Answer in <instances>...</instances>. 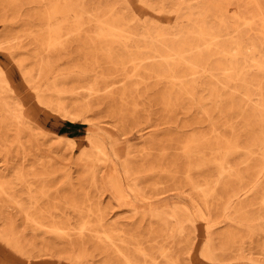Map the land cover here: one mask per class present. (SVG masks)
Masks as SVG:
<instances>
[{"label": "rangeland", "instance_id": "374dc122", "mask_svg": "<svg viewBox=\"0 0 264 264\" xmlns=\"http://www.w3.org/2000/svg\"><path fill=\"white\" fill-rule=\"evenodd\" d=\"M0 264H264V0H0Z\"/></svg>", "mask_w": 264, "mask_h": 264}, {"label": "bare ground", "instance_id": "6f19581e", "mask_svg": "<svg viewBox=\"0 0 264 264\" xmlns=\"http://www.w3.org/2000/svg\"><path fill=\"white\" fill-rule=\"evenodd\" d=\"M260 11V10H259ZM84 12V11H83ZM262 14V13H261ZM103 35V34H102ZM175 45V44H174ZM164 49H166V48H164ZM178 50V49H177ZM198 51V50H197ZM177 56V55H176ZM162 59H164V58H162ZM168 59V58H167ZM181 59V58H180ZM164 60H166V59H164ZM254 60V59H253ZM245 61V60H244ZM173 62V61H172ZM245 63V62H244ZM253 63V62H252ZM186 64V63H185ZM192 67V66H191ZM196 68V67H195ZM228 73V72H227ZM226 75V74H225ZM242 84V83H241ZM171 87V86H170ZM182 87V86H181ZM247 87V86H246ZM104 93V92H103ZM85 102H87V101H85Z\"/></svg>", "mask_w": 264, "mask_h": 264}]
</instances>
